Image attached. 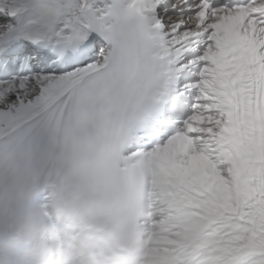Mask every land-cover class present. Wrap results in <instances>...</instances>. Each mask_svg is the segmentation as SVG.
Instances as JSON below:
<instances>
[{"label": "snow or ice", "instance_id": "snow-or-ice-1", "mask_svg": "<svg viewBox=\"0 0 264 264\" xmlns=\"http://www.w3.org/2000/svg\"><path fill=\"white\" fill-rule=\"evenodd\" d=\"M0 264H264V0H0Z\"/></svg>", "mask_w": 264, "mask_h": 264}, {"label": "bare ground", "instance_id": "bare-ground-1", "mask_svg": "<svg viewBox=\"0 0 264 264\" xmlns=\"http://www.w3.org/2000/svg\"><path fill=\"white\" fill-rule=\"evenodd\" d=\"M48 215L50 217L53 218V227L55 228H60L62 227L63 223L62 221H67V222H71L72 221V216L70 214H68V212H64L62 215L59 216V218H56V212L53 208H48L45 210Z\"/></svg>", "mask_w": 264, "mask_h": 264}]
</instances>
